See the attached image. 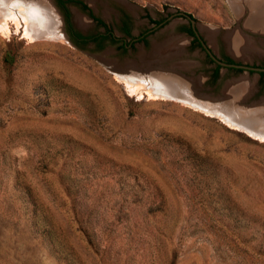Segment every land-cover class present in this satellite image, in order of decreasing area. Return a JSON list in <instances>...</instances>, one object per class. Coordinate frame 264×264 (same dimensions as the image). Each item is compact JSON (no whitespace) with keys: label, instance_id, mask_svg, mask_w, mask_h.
Segmentation results:
<instances>
[{"label":"rangeland","instance_id":"obj_1","mask_svg":"<svg viewBox=\"0 0 264 264\" xmlns=\"http://www.w3.org/2000/svg\"><path fill=\"white\" fill-rule=\"evenodd\" d=\"M84 1L107 22L130 12L134 35L148 15L186 13L217 57L264 65V20L246 23L252 0ZM45 2L63 34L61 13ZM69 8L83 32L101 30ZM4 11L0 264H264V137L119 76L178 71L206 102L235 79L230 88L246 86L237 104L247 106L264 98L258 75L213 78L182 16L124 50L28 36L19 11L14 21ZM229 33L244 43L233 47Z\"/></svg>","mask_w":264,"mask_h":264},{"label":"bare ground","instance_id":"obj_2","mask_svg":"<svg viewBox=\"0 0 264 264\" xmlns=\"http://www.w3.org/2000/svg\"><path fill=\"white\" fill-rule=\"evenodd\" d=\"M247 1H249V0H247ZM239 2H241V1H239ZM244 2H245V0H244ZM249 3H251L248 5H250V7L253 8V11L250 14V16L248 17V19L246 20V23L249 24L250 26H255L264 20V0H252V2H249ZM51 7H53V6H51ZM233 7H234V5H233ZM246 7H247V4H246ZM52 9L49 7V4L47 2H45V0H0V13L3 14L4 10L8 11L10 14L9 16L13 18L12 19L13 21H14V18H17L16 16H18L16 13V10L19 11V16L22 18L23 21L26 22V23L25 22L24 23L27 24V26L25 28V33L28 36L31 34H36V35H42V36L45 35V36H51V37L63 39L64 36H63V34L59 28V19L56 16L57 12L55 14L53 12L54 10H52ZM6 13L7 12H5V15L8 14V13L7 14ZM2 14L0 15L1 18H2ZM10 17L7 16V18H9V19H10ZM76 20L79 24L85 25L84 17L82 18V17L78 16L76 18ZM5 23L7 24L8 22H5ZM263 24H264V21H263ZM226 38H227V42L230 45H233V47H234V45H236V43L237 44L238 43H242V44L244 43L243 40L241 38L235 36L234 33L227 34ZM244 38H246V37H244ZM248 42H250V41H248ZM233 47H232V49H233ZM237 51H239V50H237ZM119 76L127 84H133L134 86H139L140 84H145V89L153 95H158L161 97L182 100V101H184L188 104H191V105H193L196 108H199L201 110H205V111L211 112L213 114H218L222 118H224V120H226L227 122L232 121L253 135L264 137V98H261V100L259 102L255 103L253 105H249V106L247 105L246 107H241V105H237V107L232 108L231 104L230 105L227 104V108L224 109L227 111L223 112V110H221L220 108L215 109V108L206 107V104H210V103H206V102H203V100H197L196 98H194L191 95L190 91H188L190 86L188 87L187 82H183L182 85H180V83H178L176 86V85H174L173 81H169V79L167 80L166 78H164V76L167 77V75L160 76V75L152 74L150 72L147 75V79H144L143 76L142 77H140V76L135 77V76L127 75V74H122ZM245 88H246V86L245 85L243 86L242 83L239 86L237 84L236 89L230 88L228 86L227 87V93L229 94V96L237 97L236 100H240L242 93L244 94V92L246 91ZM241 91H243V92H241ZM179 93H182V94L184 93V94H183V96H180ZM201 103H205V104H201Z\"/></svg>","mask_w":264,"mask_h":264},{"label":"flooded vegetation","instance_id":"obj_3","mask_svg":"<svg viewBox=\"0 0 264 264\" xmlns=\"http://www.w3.org/2000/svg\"><path fill=\"white\" fill-rule=\"evenodd\" d=\"M54 3L62 15L63 32L66 34L68 39L72 41L77 47H83L84 45L91 43L94 44L97 49H100L105 45L106 42H114L120 43L119 48L125 50L127 46L134 47V44L137 42L142 43V45H146L148 42V35L154 33L158 28L164 26V24L167 22L166 18L169 15L168 14L160 18H153L148 15L147 19L150 22V25L134 35L132 27L135 23V19L130 14V12H127V10L119 9L117 20L115 19L113 21L107 22L101 16L95 14L93 9L84 0H54ZM70 5L71 7L73 6L89 16L91 19L90 21L94 22L97 28H101V30L90 33L83 32L81 29L76 27L73 20L71 19V10L69 8ZM187 27L191 29L190 23H188ZM187 27L182 28L183 32L191 36L193 38V41L196 42L198 47L200 48L199 41L196 39L193 33L192 35L187 33ZM115 31L118 32L121 36L115 37L113 35ZM125 37H128V40H125ZM217 58L226 61L227 63H234V61L228 57ZM227 59H230L231 62H228ZM215 65L217 64H214L213 70L215 68ZM261 66L264 67V65ZM219 69L220 66L217 70V75H219ZM228 69L239 70L231 67ZM263 84L264 72L262 75H260V72H258L259 88L262 87Z\"/></svg>","mask_w":264,"mask_h":264},{"label":"water","instance_id":"obj_4","mask_svg":"<svg viewBox=\"0 0 264 264\" xmlns=\"http://www.w3.org/2000/svg\"><path fill=\"white\" fill-rule=\"evenodd\" d=\"M51 4L53 5V7L58 10L57 6L55 5L54 3V0H50ZM59 11V10H58ZM174 16H182L184 17L186 20H188V22L190 23L191 25V31L193 33V35L196 37V39L199 41V45H200V48L203 49V51L207 54V56L214 62V64H217L220 66V71H219V76L220 77H223V75L225 74V72L228 70V68H235V69H239L241 70L245 75H247L248 73H254V76H257L258 75V72H264V67L262 66H253V65H250V64H244V63H227L226 61H223V60H220L218 59L214 54L213 52L208 48L207 46V43L204 41V38L201 37L200 33H199V30L195 24V21L193 20V18H191L188 14L186 13H183V12H180V11H177V12H172V13H169V15L167 16L166 20L169 21L171 20ZM63 35L65 36L66 40H68L69 42H71L72 45L76 46L72 41H70L68 39V37L66 36V34L63 32ZM77 47V46H76ZM154 67L153 64H151V68ZM150 67H148L149 69ZM155 68V67H154ZM156 69V68H155ZM153 71V72H152ZM149 72L151 73H154L156 75H160V76H163V75H167L164 76V78H166L167 80L169 79V81H173L174 82V85L177 86L178 83H180V85L183 84V82H185V80H183L182 78L183 75L180 73V72H170V73H162V72H159L157 70H150ZM229 83L227 84V80L224 82L222 88H221V94L223 93L222 96L220 95H213L211 94V96H209V102H206V101H203V102H206V103H210V104H206V107L208 108H215V109H218L220 108L221 110H223V112H226L227 110H224L227 108V104L228 105H232L231 107L234 108V107H237V102L239 101H243V100H236L237 97H232V96H229V94L227 93V87L228 85L230 84L231 86H233L232 84H235L236 80L235 79H231L228 81ZM185 84V83H184ZM190 85L193 86V89L191 87H189L188 91H190L191 95L196 98L197 100H202L201 98L203 96H201L200 93H196L195 91V87L196 85H198L196 82H191L189 83ZM187 85V84H186ZM229 85V87H230ZM184 94V93H183ZM182 93H179L180 96H183ZM207 100V99H206ZM245 100V99H244ZM261 100L258 99L254 102H251L249 105H253L257 102H259ZM208 101V100H207ZM201 104H205V103H201ZM248 105V106H249ZM241 107H246L245 105H241Z\"/></svg>","mask_w":264,"mask_h":264},{"label":"trees","instance_id":"obj_5","mask_svg":"<svg viewBox=\"0 0 264 264\" xmlns=\"http://www.w3.org/2000/svg\"><path fill=\"white\" fill-rule=\"evenodd\" d=\"M186 31H187L188 34L192 35V31H191V29L189 27L186 28ZM227 61L228 62H231L230 59H227ZM218 68H219V66L218 65H215V68H214L213 74H212V77L213 78L216 77ZM262 74H263V72H260V75H262Z\"/></svg>","mask_w":264,"mask_h":264},{"label":"snow or ice","instance_id":"obj_6","mask_svg":"<svg viewBox=\"0 0 264 264\" xmlns=\"http://www.w3.org/2000/svg\"><path fill=\"white\" fill-rule=\"evenodd\" d=\"M0 30H2V26H0Z\"/></svg>","mask_w":264,"mask_h":264}]
</instances>
